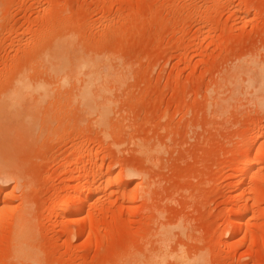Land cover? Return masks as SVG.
I'll return each mask as SVG.
<instances>
[{
	"label": "rangeland",
	"instance_id": "374dc122",
	"mask_svg": "<svg viewBox=\"0 0 264 264\" xmlns=\"http://www.w3.org/2000/svg\"><path fill=\"white\" fill-rule=\"evenodd\" d=\"M68 36L72 48L52 49ZM60 52L77 81L49 73ZM96 68L114 74L96 83L111 101L105 127L68 103ZM19 77L51 97L35 109L43 134L0 133V264H18L25 203L40 264L163 251L166 264H264V0H0V97ZM76 196L89 205L61 214Z\"/></svg>",
	"mask_w": 264,
	"mask_h": 264
},
{
	"label": "bare ground",
	"instance_id": "6f19581e",
	"mask_svg": "<svg viewBox=\"0 0 264 264\" xmlns=\"http://www.w3.org/2000/svg\"><path fill=\"white\" fill-rule=\"evenodd\" d=\"M73 39L71 37H69V36L68 37H55V39H53V41L51 42V47H52L53 50L65 49V48H68V47L72 48V46L74 44L73 43L74 42ZM65 58H66V56L62 52L52 55L51 56V60L57 66H55L54 68H52L49 71V73L51 75H53L56 78H59V83H62L63 85H66L67 83H69L71 80L73 81L74 79H76V81H77V78L78 77L80 78L81 74L84 75V72L82 70L72 69L74 71V73H73V75L68 77L67 74L70 71H68L69 70V68H68L69 65H67L68 62H64L63 61ZM63 64H66V65H63ZM87 65L95 66V62L85 63L84 66H87ZM97 65H99V64L97 63ZM111 73H113V72H111ZM112 75L114 76V74H112ZM112 75H110V74L109 75L108 74L104 75L103 72L99 73V71H97V68L96 69H92L91 72L88 75L89 80L85 81V83L83 82L84 86L80 90V92H78L77 94H71V95L69 94L70 96H68L69 99L72 98V99H70V102L68 101L69 104H71V105L72 104H74V105L78 104L80 110L82 109V111L85 112V113H89L90 114L91 112H95V113L99 114L98 115V119L103 121L102 122L103 125H101V126H104V127H105L104 121L106 120L105 118H107L106 117V113L107 112H104V110L102 111L101 108H103V109L106 108L111 103V101L108 100L110 98L108 96H106V94H105L106 90H105V88H103L104 86L100 85V87H101L100 88L99 85L96 84V83L99 82L101 77H102V79H105V78L107 79V77L109 78L111 76L110 79L112 80V77H113ZM117 78H116V80H117ZM95 86H96L97 90L95 89ZM50 97L51 96L49 94V89H48V87L46 85L39 84V83H36V84L34 83L33 84L30 81H28L27 78L19 77L17 82H16V85H15L14 89H12L9 92L4 93V95L2 97H0V124L4 123L3 125L2 124L0 125V133L2 134V136L5 139L14 138L16 140V138H15L16 136L15 135L19 136L18 139H21L20 138V134H22L24 132H30V135L34 133L33 135H35V133H38V130H39V132L41 134H43L42 133L43 130L40 129L38 125L34 124V117H36L37 113L39 112V111L38 112L35 111V109L39 110V107L42 106L41 104H44V102L47 103V101L49 100ZM31 101H34V102L32 103ZM49 103H50V101H49ZM27 107H29V110L27 109ZM23 109L26 111V113L28 112L27 115H25L23 113L24 117L22 119H23L24 123L22 122V119H21L19 121L20 126H16L15 125L16 127L15 126L12 127L11 125L14 124L15 121L19 120L20 117H22L21 116L22 115V111L24 112ZM34 111H35V114H34ZM104 116H105V118H104ZM260 135H261V133H260ZM21 137H23V136H21ZM32 137H35V136H32ZM252 158L248 159V161L245 160L246 163L241 164V167H242L241 169L242 170L240 172H248L249 173V172H253L254 171V168L257 167L255 165L258 163L259 159H257V158H253L252 159ZM260 161H261V159H260ZM99 167H101V166H99ZM5 168H6V166L1 164L0 172H1V170L4 171ZM100 172H102V171H100ZM84 176H85V174H84ZM99 177H97V178H99ZM86 178H87V176L85 177V180H86ZM26 186L28 187V185H26ZM27 187H25V188H27ZM76 197L77 198L75 199V201H76L75 203L71 204V202L68 201L64 206L62 205L60 207L59 212L61 214L65 215V216H67V215L68 216L69 215H77L80 212H82L83 208H86L89 205L90 200H88V198H81L79 196H76ZM62 200H64V199H62ZM26 205H27L26 203H25V205H22L23 207L21 208L20 212L19 213L17 212L18 215L15 216L16 217L15 221H14L15 222V228H14L13 236H12L13 237L12 240L15 242V247H13L14 248L13 255H14L15 258L18 259V264H20L19 261H23V263L25 261V263H28V264H37L38 262L35 260L36 259L35 256H34L35 254L30 249V245L28 244V240H27V238L30 236L29 233L32 231L31 230L29 232V230H27V227L30 226L28 220L31 219L30 223H32V218H30V219L28 218V216H29L28 215L29 214L28 213V206H26ZM259 207H261V206H259ZM239 214H240V212H239ZM240 219H242V218H239V220ZM28 228H30V227H28ZM27 232H29V233L27 234ZM164 234H166V233H164ZM31 236H32V234H31ZM235 239H236L235 236L232 235L233 242H234ZM29 241H31L30 238H29ZM30 243H32V242H30ZM34 251H36V250H34ZM163 252H165V251H163ZM163 252H161V254H158L157 256L154 255L155 257H151L147 263H145L146 261L143 262V263L144 264H166L167 262L165 263V261H168L166 259H167V257L169 259V256H168L169 254H167V252H165V253H163ZM174 255L175 254H173V256ZM11 257H13V256H11ZM173 259L176 260V264H190L191 263L189 261V259L186 260L185 257L183 255H181V254L175 255L173 257ZM204 261H206V260L203 259L201 256H198V257L196 256V258L193 259V263H191V264H203ZM143 263L141 262V264H143ZM38 264H40V262Z\"/></svg>",
	"mask_w": 264,
	"mask_h": 264
}]
</instances>
